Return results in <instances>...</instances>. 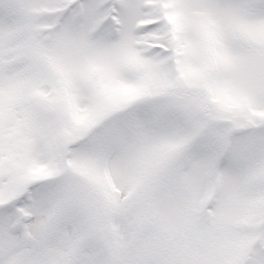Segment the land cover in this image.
Segmentation results:
<instances>
[{"label":"snow or ice","instance_id":"6c2138e0","mask_svg":"<svg viewBox=\"0 0 264 264\" xmlns=\"http://www.w3.org/2000/svg\"><path fill=\"white\" fill-rule=\"evenodd\" d=\"M0 264H264V0H0Z\"/></svg>","mask_w":264,"mask_h":264}]
</instances>
